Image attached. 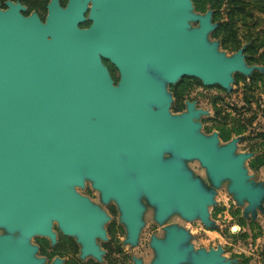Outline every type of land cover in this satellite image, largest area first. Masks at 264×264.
I'll list each match as a JSON object with an SVG mask.
<instances>
[{"label":"water","instance_id":"water-1","mask_svg":"<svg viewBox=\"0 0 264 264\" xmlns=\"http://www.w3.org/2000/svg\"><path fill=\"white\" fill-rule=\"evenodd\" d=\"M218 1V0H215ZM0 8V264H42L30 244L55 226L79 246V258L100 260L108 217L78 189L85 181L113 200L125 244L138 243L145 200L162 226L177 215L214 227L208 208L216 189L227 192L244 216L264 212V185L236 153L240 137L219 145L200 132L208 112L186 102L172 114L168 87L182 77L230 92L244 76V47L230 56L208 35L212 12H194L192 0H49L44 21L6 1ZM89 22L87 28L81 25ZM191 23L196 24L192 27ZM102 59L119 73L112 85ZM198 161L205 184L186 165ZM152 236L150 264H235L220 247L195 249L177 225ZM52 264H62L55 259ZM134 264H142L134 258Z\"/></svg>","mask_w":264,"mask_h":264},{"label":"rangeland","instance_id":"rangeland-1","mask_svg":"<svg viewBox=\"0 0 264 264\" xmlns=\"http://www.w3.org/2000/svg\"><path fill=\"white\" fill-rule=\"evenodd\" d=\"M6 1L23 5L24 16L36 13L44 21L47 14L46 5L49 0H0V8L5 9ZM59 1L62 7L67 3V0ZM240 1L243 2L244 11L243 15L236 17L234 26L238 39L237 47L223 48L220 39L211 37V33L208 39L217 42L219 51L227 56L244 47L246 63L249 66L264 67V45L260 44V39L264 37V1ZM192 5L194 12L198 14H204L209 10L212 15L214 13L208 4L205 6V12L196 11L193 2ZM225 8L226 3H223L219 9V18L213 20L211 17L213 23L219 25L220 22L227 21ZM29 9L31 10L28 11ZM191 26L194 27L196 24L191 23ZM168 91L173 97L170 107L172 114L185 110L186 102H194L197 109L208 112L199 119L200 132L206 136L217 133L219 145L240 137L236 153L253 154L245 161L244 167L253 182L264 185V141L258 137L260 132H264V74L258 71H253L250 76L234 73L230 92H226L218 85L204 86L199 80L191 77H182L175 85L169 86ZM174 93L180 96L174 97ZM178 106L180 109L175 112L174 108ZM186 165L195 177L206 178L205 170L198 161H189ZM205 184L208 186L207 182ZM214 200L215 205L208 208L209 219L214 222L212 228L205 227L199 220L189 222L177 215L170 217L160 226L151 218V212L148 211L145 217L146 226L141 231L136 246L125 244L124 234H118L115 241L122 244V248L133 254L136 259H142L145 264H150L154 258V252L149 245L151 237L163 238V227L174 224L190 233V243L195 249L209 250L220 247L223 256L235 260V264H264V212L257 211L254 219L250 214L244 216L246 204L237 205L232 195L227 192V182H223L216 189ZM37 238L40 237L35 236L31 239ZM68 239L74 240L70 237ZM71 244L69 264H80L79 246L76 243Z\"/></svg>","mask_w":264,"mask_h":264},{"label":"flooded vegetation","instance_id":"flooded-vegetation-1","mask_svg":"<svg viewBox=\"0 0 264 264\" xmlns=\"http://www.w3.org/2000/svg\"><path fill=\"white\" fill-rule=\"evenodd\" d=\"M89 25L87 27H89ZM243 54H244V51H243ZM244 61H245V57H244ZM102 64L107 70L108 76L110 80L112 81V85L116 86L119 81V73L117 69L114 66H112L110 62L103 60V59H102ZM252 66H255V65H252ZM254 71H257V70H254ZM183 111L184 110H182L181 112ZM202 181L204 183L207 182L206 178H203ZM78 192L82 196L86 197L93 205L97 206L108 217V220L104 224L106 240H100V239L96 240V244L98 245L100 251L102 252L100 256V260H96L94 258H89V257H88L89 259L86 258L87 260L86 259L83 260L79 258L80 264L81 263L83 264H134V258H135L134 255L131 254L129 251L124 250L122 248L123 245L115 241V239H118L117 237L118 234L125 235L126 233L124 225L120 223V212H119L117 204L113 200H108L107 202H103V200L101 199L100 192L94 189L92 187V184L89 181H85L83 187L78 189ZM141 202L144 206V212L142 215V220H143V226L141 228V231H142L146 226V220H145L146 214L148 213V211H150L152 215L151 218L153 219L154 211L150 206L147 205L145 200L142 199ZM53 230L56 234L55 244L53 245L51 244L50 239L48 237H40L34 240L32 239L30 240V244L37 248V251L34 254V256L37 259H43L42 264H52L55 259L61 260L62 264H69L68 259L70 257V247L72 245L71 243H75V242L74 240H69L68 237L61 235L55 229V227H53ZM3 234H5L4 231L0 230V235H3ZM140 260L142 264H145L142 259Z\"/></svg>","mask_w":264,"mask_h":264},{"label":"trees","instance_id":"trees-1","mask_svg":"<svg viewBox=\"0 0 264 264\" xmlns=\"http://www.w3.org/2000/svg\"><path fill=\"white\" fill-rule=\"evenodd\" d=\"M5 1V0H2ZM264 1V0H261ZM194 4V8L196 11L205 12V6L208 4L210 8L214 11L212 15L213 20H217L219 18V9L223 3H226V19L227 21H222L218 25V27L211 33V37L220 39V44L223 48H236L238 39L237 34L234 29L236 23V17L243 15V2L240 0H192ZM29 9L28 11H30ZM28 13V12H27ZM26 15V14H25ZM28 15V14H27ZM215 22V21H214ZM89 25L88 22L81 25V27L86 28ZM264 36V33H263ZM261 45H264V37L260 39ZM180 96L178 93H174V97ZM247 102V100H246ZM175 112L179 111L180 107H175ZM239 131V130H237ZM258 137L264 141V132H260ZM252 166H254L252 164Z\"/></svg>","mask_w":264,"mask_h":264}]
</instances>
